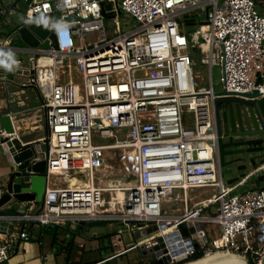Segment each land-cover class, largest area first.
I'll return each mask as SVG.
<instances>
[{
  "label": "built area",
  "instance_id": "built-area-1",
  "mask_svg": "<svg viewBox=\"0 0 264 264\" xmlns=\"http://www.w3.org/2000/svg\"><path fill=\"white\" fill-rule=\"evenodd\" d=\"M22 1V24L44 17L50 26L39 39L47 45H13L20 26L0 37V80L37 94L33 109L47 129L39 138H47L45 190L41 205L21 202L29 213L0 214V264L17 240L30 239L27 229L13 233L2 221L74 229L104 221L122 247L93 264L134 250L152 257L111 264H180L219 251L259 264L264 187L234 192L249 171L234 184L222 177L214 101L253 90L264 96V0ZM12 12L0 6V27ZM214 64L223 94L214 89ZM118 149L128 150L131 168L113 179L107 162ZM83 173L87 180L75 177ZM118 179L126 183L111 184ZM201 188L213 196L191 200ZM202 224L217 226L212 238Z\"/></svg>",
  "mask_w": 264,
  "mask_h": 264
},
{
  "label": "water",
  "instance_id": "water-1",
  "mask_svg": "<svg viewBox=\"0 0 264 264\" xmlns=\"http://www.w3.org/2000/svg\"><path fill=\"white\" fill-rule=\"evenodd\" d=\"M49 32L50 26L44 21V17L27 21L17 29L19 38L28 47L46 46L47 44L40 43L39 39H43ZM211 75L216 93L223 94L218 82L219 65L214 64L211 67ZM0 83H2L1 80ZM241 96L245 99L216 98L214 101L215 125L219 137L217 149L219 165L222 177H226L224 180L227 184H234L244 178L249 167L254 169L260 167L264 170V137L253 138L257 135H264V96H261L259 90L243 93ZM34 112L35 110L32 108L13 114L7 110L0 112V130L5 134H10V136L0 135V143H4L6 146V152L3 154L8 157V162H10V172H8L5 181L1 182L3 191L0 194V208L12 201H34L42 204L46 166L43 155L47 138L42 141L39 138L44 136L47 129L44 130L42 119L38 118L35 124H31L26 119L29 114ZM223 137H227L228 142H223ZM233 138L240 140L233 142ZM235 146H246V148L232 149ZM242 154L246 156L234 157ZM246 159L247 166L232 167L233 164ZM71 172V170L68 171L70 174ZM133 181H135V177H133ZM125 183L124 179H118L111 184L122 185ZM103 223L104 221L81 222L87 227ZM66 226L69 227V224L67 223ZM180 230L184 235H188V229L184 224L180 225ZM193 230L190 228V231ZM197 259L187 260L180 264ZM260 261L259 264H264V256ZM164 262L165 260L151 261V264H163Z\"/></svg>",
  "mask_w": 264,
  "mask_h": 264
},
{
  "label": "crops",
  "instance_id": "crops-1",
  "mask_svg": "<svg viewBox=\"0 0 264 264\" xmlns=\"http://www.w3.org/2000/svg\"><path fill=\"white\" fill-rule=\"evenodd\" d=\"M0 6H7L10 9H13L14 12L7 14L2 17V20H6V23L0 27V37H6L11 34L16 28L21 26L23 21V9L25 4L22 0H0ZM33 91L35 94L36 103L34 105H29L27 91ZM38 99L36 92L31 88H15L7 82L0 83V112L3 110L9 111L11 114L16 112H22L23 110L34 108L37 105ZM42 119V114L37 113L36 111L33 114H29V117L26 118L31 124H34L36 119ZM37 123V122H35ZM8 157H6L7 159ZM8 160V159H7ZM246 171L252 172L251 175L245 179L242 185L234 189V192H243L248 189H252L253 186H258V181L263 180L264 171L263 170H254V168H247ZM0 194L3 186L1 181L4 173L0 172ZM232 176V175H231ZM254 183V185L252 184ZM36 210V209H35ZM29 213L28 204L21 202H8L0 208V214H25ZM23 222H5L2 221V226H8L9 230L13 233H19L24 228L27 229V232L30 235V239L22 242V240H17L14 243L13 249L4 264H58L61 262L62 256H55L54 251L55 247L52 246V228H44L45 226L37 224H29L27 227L23 226ZM53 226V225H48ZM59 226V225H58ZM61 230V234H58V241L63 238H69L73 236L74 242L76 245H79L80 242L85 244V240L77 238L79 234L84 233V228L80 229L68 228ZM69 229V230H68ZM111 230L108 232L110 233ZM97 234V233H96ZM94 236V235H93ZM88 245H95L94 249L99 247L98 240H92L91 237H88ZM86 245V244H85ZM86 248L84 246L82 250ZM81 253V252H80ZM71 263V262H69ZM68 264V263H67ZM72 264V263H71Z\"/></svg>",
  "mask_w": 264,
  "mask_h": 264
},
{
  "label": "rangeland",
  "instance_id": "rangeland-1",
  "mask_svg": "<svg viewBox=\"0 0 264 264\" xmlns=\"http://www.w3.org/2000/svg\"><path fill=\"white\" fill-rule=\"evenodd\" d=\"M200 19L198 21H201L205 18V14H203L202 16L199 17ZM54 21H56V18H53ZM122 27L123 25V18H121L120 20ZM52 24V22H50V25ZM133 24V23H132ZM130 26L127 27L130 28ZM195 29V26H190L189 30L193 31ZM11 40L13 45L16 46H21L23 48L26 47V44L19 38L18 34H13L11 35ZM197 62V61H196ZM196 70L197 72H202L204 71V67L203 65H201L200 63L197 62L196 64ZM28 94V102L29 105H34V103H36V97L33 91H27ZM108 165H109V176L110 178H119L121 177V175H123L124 172V168H131V159L129 156V152L128 150H122V149H118V150H113L109 153V159H108ZM0 172L4 173V176L2 178L4 182L6 179V176L8 174V172H10V162H8V160L6 159V156L3 154L2 150H0ZM1 176V175H0ZM75 177L77 179H81V180H87V174L83 173L82 175H75ZM224 179H226V177H224ZM263 180H259L258 181V186L259 187H264V178H262ZM254 185V183H252ZM255 186H253L254 188ZM213 196V190L211 188H201V189H196L193 191L189 192V197L191 198V200H202L205 199L207 197ZM178 206H181V203L177 204ZM174 208V207H172ZM172 208L170 206H166V211L168 213L171 212ZM204 213H207L206 211ZM48 225L45 226V228ZM202 227L207 231V235L208 238H212L214 235L212 233V231L214 229H217L216 225H212V224H202ZM84 233L79 234V236H77V238L79 239H83L85 240V246L86 248H84V252L86 256L90 257V258H99L101 256H104L106 253L105 249H103L102 251L99 249H94L95 245H88V237H91L94 233H97V235H101V234H105L108 233L110 231V227L108 225V223H103L100 225H95V226H91V227H86L84 228ZM59 234H61V230H58ZM108 242H104L101 244H105ZM120 248L122 247L121 243H119ZM152 257V255H146L143 257H139L138 256V251L134 250L131 251L129 253H127L126 255L119 257L117 259H115L113 262L111 263H122V262H135V261H140L141 259H150ZM109 263V264H111ZM248 264V263H247Z\"/></svg>",
  "mask_w": 264,
  "mask_h": 264
},
{
  "label": "trees",
  "instance_id": "trees-1",
  "mask_svg": "<svg viewBox=\"0 0 264 264\" xmlns=\"http://www.w3.org/2000/svg\"><path fill=\"white\" fill-rule=\"evenodd\" d=\"M184 23H192V20L188 19V17H184ZM256 187H259V186H256ZM48 227L52 228V240L51 241H52V246L55 247L54 254L55 256H60V255L62 256L61 262L58 264H67L69 262H71L72 264H93L103 259L104 257L120 250V245H119L120 242L113 232L105 233V234H101L97 236L92 235L91 239L98 240L99 242V247L97 249L101 251L105 249L107 254L99 258H90L84 255L85 254L84 250H82V248H80L78 245L75 244L74 239H73V236L75 235L74 233L72 234L73 236L69 238H63L62 240L58 241V238H57L59 234L58 230H63L66 228L63 226H58V225L47 226L46 228ZM80 227L82 226H79L75 229H80ZM104 242H108V243L101 244ZM201 256L202 254L200 252L196 253L191 258V260L197 259ZM247 258H248V264H257L256 260H253L251 257H247Z\"/></svg>",
  "mask_w": 264,
  "mask_h": 264
},
{
  "label": "bare ground",
  "instance_id": "bare-ground-1",
  "mask_svg": "<svg viewBox=\"0 0 264 264\" xmlns=\"http://www.w3.org/2000/svg\"><path fill=\"white\" fill-rule=\"evenodd\" d=\"M262 91H264V88H262ZM72 181L74 182V180H71V182ZM118 194L119 196L122 195L120 191L118 192ZM184 264H246V261L240 255L219 251L205 254L197 260L189 261Z\"/></svg>",
  "mask_w": 264,
  "mask_h": 264
},
{
  "label": "flooded vegetation",
  "instance_id": "flooded-vegetation-1",
  "mask_svg": "<svg viewBox=\"0 0 264 264\" xmlns=\"http://www.w3.org/2000/svg\"><path fill=\"white\" fill-rule=\"evenodd\" d=\"M261 11H262V13H264V6L261 8ZM214 122H215V111H214ZM215 128H216V125H215ZM260 137H264V135H262V134L261 135H257V136H254L253 138H260ZM216 138H217V149H218V139H219V137L217 135V132H216ZM237 140H240V139L233 138V142H235ZM223 142H228V138L227 137H223ZM260 145H263V144H260ZM241 148H246V146H235V147H232V149H241ZM239 156L245 157L246 155L242 154V155H236L234 157L239 158ZM247 164H248V161L246 159V160H242L240 162H237V163L233 164L232 167L234 168L237 165H246L247 166Z\"/></svg>",
  "mask_w": 264,
  "mask_h": 264
}]
</instances>
